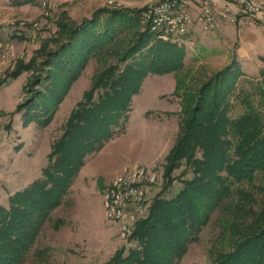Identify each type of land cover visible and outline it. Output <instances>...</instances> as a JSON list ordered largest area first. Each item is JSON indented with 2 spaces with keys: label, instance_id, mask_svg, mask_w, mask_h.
Instances as JSON below:
<instances>
[{
  "label": "trees",
  "instance_id": "trees-1",
  "mask_svg": "<svg viewBox=\"0 0 264 264\" xmlns=\"http://www.w3.org/2000/svg\"><path fill=\"white\" fill-rule=\"evenodd\" d=\"M38 2L9 0L15 7ZM142 12L101 8L82 23L66 18L58 24V39L42 45L29 63L19 61L7 75L16 78L33 70V83H28L25 91H33L35 84L44 89L27 97L20 108L31 104V119L44 115L48 122L52 117L49 102L60 104L91 60L107 61V56L117 59L95 74V88L103 87L104 96L88 112L74 115L70 122L73 128L54 145L43 177L16 194L9 209H2L0 264L26 261L83 165L80 161L76 167L70 156H76L81 141L93 152L103 147L101 140L95 147L93 126L100 124L101 132H105L115 121L118 107L109 102L123 98L127 83L132 85L129 108H125L130 115L132 96L137 94L133 85L149 74L176 77V96L182 107L180 135L167 157L165 185L152 203L148 200L146 216L134 231L132 240H137L138 247L128 252L124 247L118 249L105 264H177L227 199L233 214L232 220L224 223L228 235L223 240L228 247L213 251L214 264H264V200L253 202L255 198L245 188L257 176L264 179V69L257 77L248 76L234 56L224 70L194 85L188 75H183V45L159 40L150 28L141 25ZM50 43L56 46L50 49ZM39 55H44L41 65H37ZM244 78L249 81L242 83ZM246 82L250 87H245ZM183 165L186 169L176 176ZM188 170L193 178L184 180ZM176 181H181L183 189L172 199L163 198Z\"/></svg>",
  "mask_w": 264,
  "mask_h": 264
},
{
  "label": "rangeland",
  "instance_id": "rangeland-1",
  "mask_svg": "<svg viewBox=\"0 0 264 264\" xmlns=\"http://www.w3.org/2000/svg\"><path fill=\"white\" fill-rule=\"evenodd\" d=\"M51 1L40 0L34 6L41 10H31L29 16L24 17L8 15L0 10V29L10 35L31 29L7 30L1 24V20L27 19L42 23L38 30L28 33L30 34L29 38L26 37L28 44L23 45L24 48L21 44L22 48L17 52L23 56L15 55L14 61L12 57L9 58L7 70L0 73L1 78L6 79L0 86V218L2 209H9L11 203H15L16 194L43 177L44 170L50 165L54 145L73 128L70 122L74 115L78 112L80 114L88 112L93 105L101 101L105 89L95 88V74L107 68L111 62L115 63L117 59L114 56H107V61L91 60L78 80L68 89L61 103L49 102L48 111L52 117L48 122L45 121L44 115L31 119L34 112L29 109L31 104L20 108L27 97L44 89L42 85L35 84L32 86L33 91L29 93L25 91V86L33 83V70L24 71L16 78H9L7 75L15 70L19 61L29 63L37 57L42 45L48 44L52 38L58 39V24L67 20L66 18L74 23H82L91 19L95 11L101 8L137 11L145 9L147 5L145 0H63L48 9L50 14L44 18L43 4ZM32 16L34 18H31ZM141 25L144 27L142 22ZM226 25L236 28L237 32L241 28ZM220 30L217 29L216 37L212 35L210 37V34L204 33L198 27L197 31L194 30L190 34L189 41L182 44L186 52L183 75H188L194 85H200L201 81H206L224 70L234 56L237 57L242 72L248 76L257 77L264 69V46L259 49L263 56L255 54L253 57L243 58L239 53L241 44L236 31L228 30L221 34V37ZM16 37L18 36L13 38ZM130 37L129 33V39ZM120 38L122 40V37ZM0 42L4 44V47L0 48V55L12 56L11 40L0 39ZM55 46L54 43H50L49 48L53 49ZM43 61L44 55H39L37 65H41ZM245 81L249 80L242 79V83ZM126 85L123 98L109 102V105L118 107V115L115 116V121L109 124L107 131L101 132L100 124L93 126L95 147H98L99 140L104 144L103 147L98 152H93V148L83 147L81 141L76 156H70L76 167H79L80 161H83V165L64 202L53 211L43 226L23 264H105L118 249L124 247L128 252L129 249L138 247L137 240H131L129 243L121 240L119 225L105 220L103 193L126 168L136 165L155 166L159 178L158 185L148 191V200L152 203L165 185L164 169L167 157L180 135L182 107L180 99L176 96L177 81L173 74L165 76L149 74L141 78L140 82H135L133 90L137 94L132 96L133 110L130 115L125 108H129V92L132 93L129 88L132 85L129 86V83ZM245 87H250L247 82ZM113 134L117 136L108 140ZM80 139L85 140L82 137ZM185 167L183 165L175 175L179 176ZM186 172L187 175L183 179H192V172L189 170ZM181 181H176L162 197L174 198L183 189ZM263 185L264 179L261 176H257L253 182L246 183V190L255 198L253 202L264 200ZM229 200L227 199L212 215L198 241L188 247L186 254L177 264H214L213 251L227 250L228 245L223 240L228 235L224 223L233 218ZM257 204H254L257 208L262 206Z\"/></svg>",
  "mask_w": 264,
  "mask_h": 264
},
{
  "label": "built area",
  "instance_id": "built-area-1",
  "mask_svg": "<svg viewBox=\"0 0 264 264\" xmlns=\"http://www.w3.org/2000/svg\"><path fill=\"white\" fill-rule=\"evenodd\" d=\"M44 2V18L48 9L57 2ZM68 1V0H64ZM142 24L164 42L187 43L195 27L206 34L215 32L221 23L242 26L264 25V0H145ZM7 30H38L41 21L3 19ZM6 46V45H5ZM4 47L0 43V48ZM7 56H4L6 58ZM0 76V85L3 84ZM157 167L136 165L117 176L103 193L105 220L119 225L120 238L125 243L132 240L140 219L146 216L148 191L158 185Z\"/></svg>",
  "mask_w": 264,
  "mask_h": 264
},
{
  "label": "crops",
  "instance_id": "crops-1",
  "mask_svg": "<svg viewBox=\"0 0 264 264\" xmlns=\"http://www.w3.org/2000/svg\"><path fill=\"white\" fill-rule=\"evenodd\" d=\"M0 3H2V4H0V10H3L5 12V14L7 13L8 15H12V14L14 15L15 14V15H18L20 17H24V16H29L28 13L31 10H35V9L41 10L40 8H38L34 5H25V6H21V7H13V6L8 5L9 0H0ZM17 11H19V12H17ZM31 18H34V16H32ZM240 27H241L240 30L237 32L236 28H233L231 26H227L224 23H221L219 26V28L221 29L220 30L221 33L219 34V36H221V34H223L224 32H228V30H229V32H232L234 29L237 33V36L239 35V39L237 37V39L239 40V43L241 44V46L239 48V53L243 58L253 57L255 54H258L259 56H263L261 54V52H259V49L262 46H264V25H262V24H245V25H242ZM197 29H198V26L194 28V30H196V31H197ZM31 31L32 30L15 32V33H12L10 35L8 33L3 32L2 29H0V39H3L5 41L11 40V46L10 47L13 50V55L10 57L4 58L2 55H0V73L4 72V70L5 71L7 70V67L9 64L8 63L9 58L12 57V60H13V59H15L14 58L15 55L18 57L23 56V54L19 55V52H17V51L19 50V48H22L23 45L28 44L27 39L30 36V34H28V33ZM211 35L213 37H216L217 36V30L215 32L211 33L210 37H211ZM14 36H18V37L13 38ZM11 37L13 39H11ZM26 37H28V38L26 39ZM21 44H22V46H21ZM23 48H24V46H23ZM24 56H25V54H24ZM11 63L14 64L13 62H11Z\"/></svg>",
  "mask_w": 264,
  "mask_h": 264
}]
</instances>
